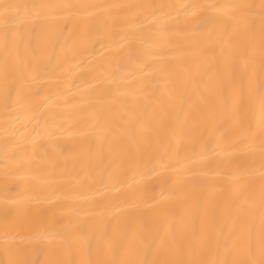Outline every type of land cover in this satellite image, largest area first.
<instances>
[{
    "label": "bare ground",
    "instance_id": "6f19581e",
    "mask_svg": "<svg viewBox=\"0 0 264 264\" xmlns=\"http://www.w3.org/2000/svg\"><path fill=\"white\" fill-rule=\"evenodd\" d=\"M0 264H264V0H0Z\"/></svg>",
    "mask_w": 264,
    "mask_h": 264
}]
</instances>
